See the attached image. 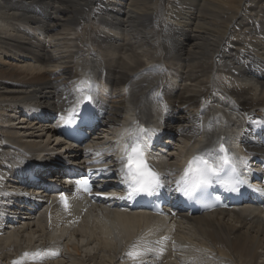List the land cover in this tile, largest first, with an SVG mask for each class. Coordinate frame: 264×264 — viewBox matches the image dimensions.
Here are the masks:
<instances>
[{
	"label": "bare ground",
	"instance_id": "1",
	"mask_svg": "<svg viewBox=\"0 0 264 264\" xmlns=\"http://www.w3.org/2000/svg\"><path fill=\"white\" fill-rule=\"evenodd\" d=\"M90 4H94L91 9ZM263 4L264 0H1L0 41H15L18 45L14 53L4 56L15 55L23 58H16L21 61L34 57L32 62L37 63L38 67L29 63L14 69H0V74L37 80L43 76L42 68L45 69L50 75L48 81L37 80L41 84L24 85V90L17 88L9 95L12 98L9 101L41 108L44 114L65 113L77 93V86L83 87L85 91L88 86L81 82L90 76L99 75L109 88L119 89L121 94L117 98L116 94L109 92L107 101L100 99L98 109L117 122L119 130L124 126L122 134H126V125L132 119L141 121L152 117L151 104L159 105L158 100L161 98L165 126L175 135H180V139L185 142V148L180 152L182 154L178 153L180 157L173 156L170 148V154L164 159L174 168H180L184 152V155L189 150L190 154L196 152L198 146H202L203 151L214 148L224 131L235 129L234 117L240 113L247 119V145L263 154ZM93 19L101 22L98 29L95 27L96 33L87 40L78 34L74 39L69 37L74 32L61 33L63 29L68 30L67 26L79 21H85L87 28L92 29L90 23ZM55 22L60 23L61 29L56 28ZM25 25H30L35 32H41L45 40L23 32L21 27ZM94 42L101 47L102 55L99 54V57L94 55V51L90 52L97 46ZM90 45L92 48H89ZM81 47L89 51L90 57L87 56L89 66L79 73L77 62L69 61L64 56H78ZM172 56L177 57V63L166 64V60ZM99 61L101 69L96 75ZM149 69L155 72L146 73L134 81V77ZM56 72L59 73L58 77ZM60 75H63V80ZM2 87L7 89L14 87V84L0 77V90ZM216 91L226 95L230 102L217 101L214 97ZM4 95L0 91V98L6 100ZM234 107L239 111H235ZM6 109L10 110V105H6ZM16 109L18 107L13 110ZM1 125V136L11 143L17 142V145L13 144V151L6 152L1 147L0 160L13 163L30 160L34 162H28V166L34 167L43 161L42 158L32 159L36 154L45 152L47 155L51 152L48 156L58 157L54 150L56 144L60 148L58 145L62 143L55 138L53 142L57 141L56 144L49 140L47 146L21 143L16 135ZM30 126L36 129L39 125L30 123ZM53 129V133L58 136V131ZM119 137L115 136V140L121 141ZM176 141L172 142L171 147L180 142ZM85 149L91 151L93 146L88 144ZM73 156L79 162L83 158L82 155L78 159L80 153ZM173 157L177 161H172ZM162 168L165 174L167 171ZM9 177L8 182L14 184L15 178L12 175ZM10 187L13 191L20 190L16 185ZM65 191L67 189L64 188L62 193ZM55 200L52 198V201ZM35 205L39 206H28L36 212L34 217L33 213L29 215L21 211L22 216L28 215L27 221L16 225L11 219L9 226L13 228L6 231L0 228V261H14L19 255L46 250L58 253L47 258L51 260L49 264H65L64 259L55 260L61 259L60 252L64 249L62 244L66 246L67 241V251L74 257L75 264H79V261L112 264L116 257L113 256L114 251L118 247L126 246L121 253V256H125L124 253L132 250L134 245L138 249L144 247V242L153 234L161 241L168 239V246L176 245V256L162 264H222L226 261L212 258L232 261L234 255L246 264H260L259 258L264 256V206L217 209L192 216L180 213L168 222L166 217L156 218L144 211H120L119 207H112L111 203L102 201L92 205L85 213L71 218L70 222L58 207L53 209V205H50V208L40 212L43 204ZM17 212L13 208L8 211V215ZM156 220L163 226L158 233L148 226ZM110 223L117 224V236L112 234ZM31 229L40 233L38 235L42 237V243L35 235L25 237L23 232ZM70 233L87 237L86 244L95 243V252L82 256L80 245L67 240L66 235ZM7 250L13 252L8 253ZM15 250L21 253L16 254ZM144 258L145 255L139 257V261L122 263H157H143Z\"/></svg>",
	"mask_w": 264,
	"mask_h": 264
},
{
	"label": "snow or ice",
	"instance_id": "2",
	"mask_svg": "<svg viewBox=\"0 0 264 264\" xmlns=\"http://www.w3.org/2000/svg\"><path fill=\"white\" fill-rule=\"evenodd\" d=\"M82 85H87V94H83L81 99L76 101L77 106L83 102L91 103L93 97L91 95V82L83 81ZM76 92L84 93V88L77 86ZM164 110L167 111L166 106ZM79 117L81 120L87 119L81 116L74 107L70 110V116L60 119L64 124L71 125ZM147 130L137 126L128 132L129 139L123 145V154L119 159L121 183L126 187L127 195L121 199H134L136 197H152L158 196L162 188L165 187L161 175L155 171L148 162L146 156V140L145 134ZM104 171V170H101ZM245 183L240 178L232 158L227 154V149L221 143L218 148L207 149L205 152L193 156L183 169L179 180L175 181V188L181 196L188 200H194L202 196L205 191L215 185L226 192H239L241 186ZM77 191L83 190L90 192V178L84 177L74 181ZM61 202L64 207L68 208L67 198L61 196ZM147 254L144 250L138 249L135 245L126 255L132 259ZM58 255L56 252L46 250H38L35 253H25L24 256H31L33 260L44 259L49 256ZM14 264H23L22 260L14 261Z\"/></svg>",
	"mask_w": 264,
	"mask_h": 264
},
{
	"label": "rangeland",
	"instance_id": "3",
	"mask_svg": "<svg viewBox=\"0 0 264 264\" xmlns=\"http://www.w3.org/2000/svg\"><path fill=\"white\" fill-rule=\"evenodd\" d=\"M93 7H94V4H90L89 5V9H91ZM60 18H62V17L60 16ZM99 22H100L99 19H93V21L90 23V27H92V29H89V28H87V25L84 24L85 21H79L77 23L70 24L69 26L66 27V29H68V30L65 31L63 29L61 31V33L74 32V34L73 35H70L69 37H72V39H74L75 35L78 34V35H80V38H82L84 40H87V38H89L90 36H92L93 34L96 33L97 29L99 28V24H100ZM54 24H55V26H56L57 29H61L59 22H55ZM17 25H19V23H17ZM83 33L85 34V36L83 35ZM7 40H9V39H7ZM94 45H97V46H94L95 48L93 47V49H91L90 52H93L94 51L93 52L94 55L96 57H99V54L102 55V50H100L101 47L97 44V42H94ZM17 47H18V45H17V43L15 41H12V42H9V43H4V42L0 41V69H7V70L14 69V68H17V66L28 65L29 63L32 66H37L38 67L37 63L32 62V60L35 59L34 57H30V60H24V61L22 60L21 61L19 59H23V58L17 57L15 55H13L14 57H7V56L5 57L4 56L6 53H14V51H15V49ZM89 48H92V46L90 45ZM50 50H51V48H50ZM152 51H154V50H152ZM77 53L79 54L78 56H75V55H66L64 57L67 60H69V61H76L77 62V67L79 69V73H81L82 70H84V68L87 67L88 59L90 57L88 54H90V53L84 47H81L78 50ZM87 56H89V57H87ZM16 58H19V59H16ZM86 60H87V62H86ZM177 61H178L177 57L176 56H172V57H170L169 59L166 60V64L168 62V65H171V64L174 65V63H177ZM97 66H98V67H96L97 69H100L101 68L100 61L97 64ZM154 67L157 68L156 66H154ZM42 70H43V72H42L43 76L40 77L37 80H40V81L47 80L48 81V79L50 78L49 73H47L45 71V69H43V68H42ZM149 72H152L153 73L155 71H153L152 69H149V70H147L145 72L140 73L136 77H134V80L138 79V77H140L142 75L144 76L146 73L149 74ZM56 76L57 77L59 76V73L58 72H56ZM62 76L63 75H60L61 80H63ZM0 77H2V79H4L5 81L14 84V87L7 88V89H4L2 87V89L0 90V91H3L5 93L4 97H6V100L3 99V98H0V113H1L0 114V117H1L0 118V124H2L1 126L4 127V129L5 128L9 129V131L12 132L11 134L16 135L18 137V139H20L19 141L21 143H27L28 142V143H36V144H39V146H47V143L50 140L53 144H55L53 142L54 138L51 137V133L48 131V128H49L48 126H46V128H40V127L37 126L36 129H33V127L30 126V124H27V123L24 124L23 118L20 117V113H19L21 111V108H22V105L23 104L20 103V102H18V101L17 102H11V101H9L10 99H12L9 95H12L13 94V92H12L13 90H15L17 88H19V90H24L25 89L24 88V85H28V84L35 85L34 83H40V82L37 81V80H35V79H31V78H17V77H10V76H7V75L4 76V75H1V74H0ZM218 94H222V93H220L218 91H216L214 93V95H218ZM20 95H22V94L20 93ZM116 95H117V98H120V96H121V94H120L119 91L116 92ZM6 105H10L11 109L10 110H7L6 109ZM16 107H20V109L19 110H17V109L16 110H13ZM154 107L156 108V106H154ZM157 112H158V110H157ZM242 119H243V117H241V121L244 120V119L243 120ZM7 129L5 131H7ZM102 131H103L102 132L103 133L102 135H103V137L105 139H100V140L97 139L95 141V143L96 142H98V143L100 142L101 144H105L106 138L107 139H110L112 141L114 139L112 135L114 134V132H118L119 131V125H118L117 122L115 123V121H111L108 124V127L106 126L105 128H103ZM16 143H11L9 140H6V138L3 137V136H1V134H0V148L3 147V148H1L2 151H5V152L6 151H9V150L13 151L12 148H11V144L17 145ZM12 147H13V145H12ZM184 148H185V142L183 140H180V142L177 143V145L172 146V148H171L172 155L175 156L176 158L180 157L178 155L180 154V152L182 150H184ZM171 150H170V152H171ZM176 158H174V160H172V161H177ZM23 234L25 235V237H29L30 235H35L36 236L35 238L39 241V243H42L43 242L42 237H39L40 235H38L40 233L39 232H35L34 229L33 230L32 229L31 230H28V232H26V233L23 232ZM72 234L73 233H70V234L66 235L68 237V239L67 238L66 239L69 242H72V243L75 242L76 244L80 245L81 252H82V256L85 257L87 255H90V252L91 253L95 252L94 250H96V247H97V245L95 243H93V244L87 243V244H90V245H87L86 244V242L88 240L87 237H85L84 235L83 236L80 235V236L77 237V236L72 235ZM45 239H46V236L44 237V240ZM65 243H66V246L64 244H62V246L64 247L63 250H64L65 253H63V251L60 252V254H61L60 256H63V257H61V259L55 260V262L64 259L63 262H65V264H75L76 261H74V257L72 256L71 253H69L67 251L68 242L65 241ZM125 247L120 246V247H118L117 250L114 251V255L111 254L113 256H116L115 259H114V261H112V264H127V263H122V262H127L128 261L130 263V262H133V261H139L138 259H135L134 260V259L130 258L128 255H126L129 251L127 253H124L125 256H121L122 250ZM8 248H11V247L8 246ZM70 249H72V248H70ZM13 250H10V251L7 250V252L10 253V252H13ZM15 251H16V254L21 253L18 250H15ZM3 253H4V251H3ZM100 253H105L107 255H110L109 253L104 252V251H101ZM212 260H215V261H226L225 263H222V264H246L237 255H234L233 256L232 261L226 260V259H223V258L216 260V259H214V257L212 258ZM11 262H14V261H9V260H7V261H0V264H11ZM50 262L51 261H41V262H37V263H29V262H27V263H23V264H49ZM52 263H54V262H52ZM258 263L264 264V256L259 258ZM79 264H100V263H99V261H79ZM166 264H170V263H166Z\"/></svg>",
	"mask_w": 264,
	"mask_h": 264
}]
</instances>
